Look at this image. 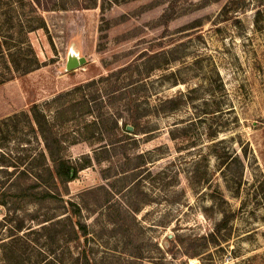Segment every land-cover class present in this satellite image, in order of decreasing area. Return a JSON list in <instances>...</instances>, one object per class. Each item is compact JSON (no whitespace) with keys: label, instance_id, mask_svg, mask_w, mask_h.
Segmentation results:
<instances>
[{"label":"rangeland","instance_id":"rangeland-1","mask_svg":"<svg viewBox=\"0 0 264 264\" xmlns=\"http://www.w3.org/2000/svg\"><path fill=\"white\" fill-rule=\"evenodd\" d=\"M36 14L40 67L0 85V264H264V0ZM48 143L79 168L53 196Z\"/></svg>","mask_w":264,"mask_h":264},{"label":"trees","instance_id":"trees-1","mask_svg":"<svg viewBox=\"0 0 264 264\" xmlns=\"http://www.w3.org/2000/svg\"><path fill=\"white\" fill-rule=\"evenodd\" d=\"M0 0V85L4 84L9 79L11 72L28 73L31 70L40 67L39 58L29 41L28 34L30 31L38 27H46L45 19L42 15L36 14L38 21L36 25H33L32 21H14L12 12L18 4L22 6H31L33 8H40L43 10H56V9H67L69 6L75 8H91L99 5V0H74L71 1L72 5L67 4L69 0ZM128 1V0H123ZM113 3L122 2V0H111ZM30 53L32 56H29ZM33 115L38 124L39 128H43L45 114L39 113L37 105L33 108ZM1 125V122H0ZM135 129L137 125L133 124ZM48 151L54 166H47L48 177L45 181L37 178L32 185V188L37 190L43 184L46 185V195L53 196L54 188H57L60 184H67L70 180H73L79 171L77 165L71 162L70 158L66 157L63 153L62 146L57 148L52 147L48 143ZM1 157L5 158V152H1ZM39 157L46 160L44 152L35 154L31 158V162H34ZM234 159L228 161L227 165L232 163ZM237 160V158H236ZM89 163V159H85L82 166ZM23 173H30V169H24ZM1 184V183H0ZM39 190V189H38ZM1 191V189H0ZM1 191L0 196H2ZM0 203H5L2 197ZM234 215L226 214L216 224L215 230L211 233V236L219 235L220 232L227 227ZM23 222L17 225L16 229L20 230L23 228ZM45 226V225H43ZM84 226V225H83ZM86 234V232H84ZM14 255V254H13ZM87 264H90L87 259Z\"/></svg>","mask_w":264,"mask_h":264},{"label":"water","instance_id":"water-1","mask_svg":"<svg viewBox=\"0 0 264 264\" xmlns=\"http://www.w3.org/2000/svg\"><path fill=\"white\" fill-rule=\"evenodd\" d=\"M85 62H86L85 57H79L77 54L71 52L69 54V57L67 60L66 68H67V70H71V69H74V68H77V67L83 65ZM129 127H130V129H132L131 126H129Z\"/></svg>","mask_w":264,"mask_h":264}]
</instances>
